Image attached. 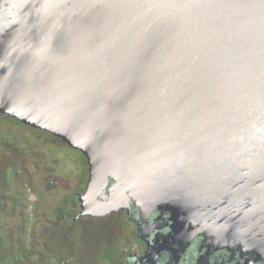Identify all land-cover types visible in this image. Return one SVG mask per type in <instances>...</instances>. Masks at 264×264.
<instances>
[{
	"label": "water",
	"instance_id": "95a60500",
	"mask_svg": "<svg viewBox=\"0 0 264 264\" xmlns=\"http://www.w3.org/2000/svg\"><path fill=\"white\" fill-rule=\"evenodd\" d=\"M0 113L264 264V0H0Z\"/></svg>",
	"mask_w": 264,
	"mask_h": 264
},
{
	"label": "flooded vegetation",
	"instance_id": "af4514ba",
	"mask_svg": "<svg viewBox=\"0 0 264 264\" xmlns=\"http://www.w3.org/2000/svg\"><path fill=\"white\" fill-rule=\"evenodd\" d=\"M90 173L83 151L0 113V264H245L194 205L150 209L112 177L87 194Z\"/></svg>",
	"mask_w": 264,
	"mask_h": 264
}]
</instances>
